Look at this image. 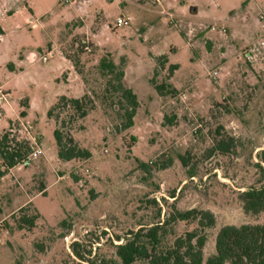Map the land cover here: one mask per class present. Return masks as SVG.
Segmentation results:
<instances>
[{
    "label": "rangeland",
    "instance_id": "374dc122",
    "mask_svg": "<svg viewBox=\"0 0 264 264\" xmlns=\"http://www.w3.org/2000/svg\"><path fill=\"white\" fill-rule=\"evenodd\" d=\"M260 8L264 0H133L119 6L108 0H0V97L6 99L0 98V136L11 130L15 144L20 122L30 124L43 151L27 168L14 169L17 182L0 191V264H88L95 258L119 264L114 245L164 220L174 207L215 215L205 257L221 226L261 223L263 216L244 213L239 200L242 191L264 183L256 166L264 150V62L256 69L246 62L249 52L257 59L250 27ZM167 13L171 23L163 20ZM123 14L130 24L115 27ZM212 23H224L225 31H210ZM48 50L53 53L42 62ZM104 55L124 70V84L140 103L127 130L121 129L126 103L117 102L120 93L99 71ZM173 64L168 82L176 93L159 95L150 81L166 80ZM220 67L216 78L209 75ZM84 93L91 99L86 117H74L69 107L48 117L60 96ZM57 115L63 133L90 151L88 159L58 158ZM218 139H233L229 153L212 150ZM45 185V195L19 210L26 194ZM24 214H39L30 230L17 228ZM193 227L176 222L174 235Z\"/></svg>",
    "mask_w": 264,
    "mask_h": 264
},
{
    "label": "trees",
    "instance_id": "16d2710c",
    "mask_svg": "<svg viewBox=\"0 0 264 264\" xmlns=\"http://www.w3.org/2000/svg\"><path fill=\"white\" fill-rule=\"evenodd\" d=\"M166 62L164 55L159 56V65L163 67ZM98 67L101 75L108 78V86L120 93L118 99L121 98L126 103V106L123 107L124 123L121 129L127 130L133 127L140 103L134 91L124 84V70L114 62L110 55L102 56ZM176 69V64L170 65L166 80L161 83H155V80L151 79L150 83L159 95L165 93L174 95L176 93V89L168 82ZM117 102L120 103V99ZM90 103L91 99L86 93L70 98L60 96L48 110L47 115L51 118L54 110L69 107L73 111L74 117L84 118L89 112ZM21 106L25 108L27 102L22 103ZM19 114L21 117H25L26 111L22 109ZM54 120L56 127L53 136L57 146L58 158L64 162L88 159L91 155L90 151L77 145L69 134L63 133V122L59 121L58 115L55 116ZM170 122H172L171 119ZM13 136L11 130L0 136V160L3 166V170H0V176L7 169L13 167L30 150L25 142L12 144ZM132 140L135 142V139L132 138ZM232 141L233 139H229L228 142L218 139L215 141L212 150L223 154L229 153ZM179 159L182 166L187 167L185 157L179 156ZM263 164L264 150H262V161L256 163L262 176L261 180H264ZM139 166L146 169L149 165L140 162ZM166 167L162 164L161 168L165 169ZM189 176L190 178L193 176L190 175V171ZM44 188L45 186H40L37 193L45 195ZM239 200L244 213L254 216L262 215L263 221L240 226L230 224L221 226L215 235L214 250L207 257L204 256L207 240L206 230L215 226V215L208 210L196 208L179 210L175 207L173 212L164 220L131 231L124 241L114 245L115 256L119 264H135L136 262L142 264H264V183L242 191L239 194ZM152 203L156 204V201L153 199ZM28 204L30 202L24 206ZM24 206L20 207L19 210L23 209ZM38 217L39 214L20 216L17 228L30 230L35 226ZM176 222H189L194 224V227L180 235H174L173 224ZM72 252L78 258L84 259V253L81 250L72 249ZM87 262L88 264H111L105 258L89 259Z\"/></svg>",
    "mask_w": 264,
    "mask_h": 264
},
{
    "label": "built area",
    "instance_id": "2783aa9c",
    "mask_svg": "<svg viewBox=\"0 0 264 264\" xmlns=\"http://www.w3.org/2000/svg\"><path fill=\"white\" fill-rule=\"evenodd\" d=\"M110 2H116L117 6H119L122 3L130 4L133 3V0H108ZM254 1V0H249ZM63 4H70L73 2V0H60ZM172 15L167 13L166 16H163V20L172 22ZM131 22V17L129 15L123 14L116 18L115 20V27H121L129 25ZM210 31H216L220 29L222 32L225 31V24L224 23H212L209 26ZM250 29L255 33L256 35V42L258 43V47L263 51L262 58L264 59V10L258 9V13L256 16L255 23L250 27ZM53 53L52 50H48L46 54H43L39 57V59L42 62H46L49 58V56ZM61 56L62 53H60ZM222 67L218 69H214L209 72V75L213 78H216L219 70ZM2 100H5L4 97H0ZM181 98H185V95H181ZM1 116V111H0ZM20 125L22 128L19 130V133L15 136V143H27L30 150L28 153H26L11 169H25L27 168L33 161H36L39 156L43 155V151L39 146L38 138L32 134L31 130L32 127L30 124H26L23 122H20ZM14 132V131H13Z\"/></svg>",
    "mask_w": 264,
    "mask_h": 264
},
{
    "label": "crops",
    "instance_id": "0c3cea01",
    "mask_svg": "<svg viewBox=\"0 0 264 264\" xmlns=\"http://www.w3.org/2000/svg\"><path fill=\"white\" fill-rule=\"evenodd\" d=\"M8 11V10H7ZM18 12H21V8L19 7V6H16V9H15V13H18ZM256 16H257V13L255 14V17H254V23H255V21H256ZM34 24V26H36L37 24L34 22L33 23ZM258 55H257V59H254V57H252V54L249 52V57L246 59V62L249 64V66H251V68H253V69H256V67H259V68H261L262 67V62H264V59L262 58V55H263V51L258 47ZM246 52L248 51V48L245 50ZM29 59L30 60H33L34 59V57H35V54H33V53H30L29 54ZM250 58V59H249ZM65 61H67L69 64H71L70 63V61H68L66 58L64 59ZM261 64V65H260ZM71 66H72V64H71ZM68 75H70V73H69V71H68ZM75 75V74H74ZM74 75H72L71 77H72V79L73 80H76V81H78L79 79L76 77V75L74 76ZM80 81V80H79ZM80 84H81V86L83 87V84H82V82H80ZM2 85H0V87H1ZM82 95V94H81ZM64 96V95H63ZM67 97V96H66ZM75 97H78V96H75ZM6 104H8L9 102L7 101V102H5ZM4 105H2V107H3ZM1 107V108H2ZM2 114H3V110L1 109V116H2ZM26 116V115H25ZM22 119L24 118V117H21ZM10 121V120H9ZM0 170H3V166H2V164H1V160H0ZM13 170L14 169H11V168H9V169H7L6 170V172L2 175V176H0V191L1 190H5L6 188H9V186H12L13 185V183L14 182H17V178H18V176L20 175V173H13ZM24 174H26V173H24ZM9 177L11 178V180L12 181H9ZM14 185H15V183H14ZM47 188H48V185H45V188H44V192H45V194H46V190H47ZM37 195H42V194H40V193H37V194H26V198L22 201V202H19V204H17V207H22V206H24L25 204H27V203H29L30 202V200L33 198V197H35V196H37ZM31 203V202H30ZM4 218L2 217V218H0V221L1 220H3Z\"/></svg>",
    "mask_w": 264,
    "mask_h": 264
},
{
    "label": "water",
    "instance_id": "95a60500",
    "mask_svg": "<svg viewBox=\"0 0 264 264\" xmlns=\"http://www.w3.org/2000/svg\"><path fill=\"white\" fill-rule=\"evenodd\" d=\"M189 10H190V13H192V14L196 13V7L195 6H190Z\"/></svg>",
    "mask_w": 264,
    "mask_h": 264
}]
</instances>
